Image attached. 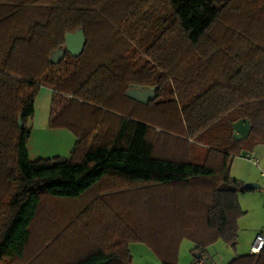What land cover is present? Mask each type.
I'll list each match as a JSON object with an SVG mask.
<instances>
[{"label":"trees","instance_id":"trees-1","mask_svg":"<svg viewBox=\"0 0 264 264\" xmlns=\"http://www.w3.org/2000/svg\"><path fill=\"white\" fill-rule=\"evenodd\" d=\"M81 29L83 53L53 64ZM138 86L155 99H128ZM45 87L71 159L30 158ZM258 145L264 0H0V264H134L135 242L177 264L185 239L192 264L220 242L236 252L248 190L231 159Z\"/></svg>","mask_w":264,"mask_h":264},{"label":"rangeland","instance_id":"rangeland-1","mask_svg":"<svg viewBox=\"0 0 264 264\" xmlns=\"http://www.w3.org/2000/svg\"><path fill=\"white\" fill-rule=\"evenodd\" d=\"M13 2L18 0H11ZM68 97V96H67ZM60 102V101H58ZM33 119V118H32ZM31 132L33 134L32 140L29 142V149H31V160L39 161V159H53L56 157L71 159L72 152L75 147L76 139L73 133L66 131L53 130L49 133L38 132L36 128L32 127L30 122ZM238 157L231 159L230 175L244 184L247 180H252L254 183L260 185L264 184V179L261 177L260 169L253 163L248 161L246 157L248 154L256 156L260 160V167L264 168V145H258L253 151L244 148ZM240 197V204L245 215L240 220V237L236 253L241 255L249 254L256 234L264 228V188L255 189L242 194ZM44 211H55L60 206L59 203L53 202L48 198L42 204ZM195 245L189 240H183L179 246L178 263L177 264H192L194 257ZM209 253L222 254L228 251L227 246L220 242L215 246L209 247ZM131 254L134 264H160V260L155 255L151 247L144 242H135L130 245Z\"/></svg>","mask_w":264,"mask_h":264},{"label":"water","instance_id":"water-1","mask_svg":"<svg viewBox=\"0 0 264 264\" xmlns=\"http://www.w3.org/2000/svg\"><path fill=\"white\" fill-rule=\"evenodd\" d=\"M86 45V36L83 29L79 30L74 34H68L66 37V46L64 49H60L55 52L51 58V62L57 65L64 56L69 53L73 57H79ZM128 99H131L135 102H138L143 105H147L149 102L153 101L156 96L154 89H145L143 87H132L127 94ZM22 127L24 125L22 124ZM251 123L248 120H240L234 124L235 134L234 137L237 140L248 139L251 134ZM262 187L259 184L247 183L245 189L248 191L261 189Z\"/></svg>","mask_w":264,"mask_h":264},{"label":"crops","instance_id":"crops-1","mask_svg":"<svg viewBox=\"0 0 264 264\" xmlns=\"http://www.w3.org/2000/svg\"><path fill=\"white\" fill-rule=\"evenodd\" d=\"M54 95H55V93L52 89H48L45 87L42 89V91L40 92L39 96L36 99L35 115H34L33 119L31 120V124H32L33 128H36L38 130V132L49 133L53 130H58V131L64 130V131H66L65 129L50 128L51 127V125H50L51 124V118H52L51 114L53 112ZM32 137H33V134H31L30 141L32 140ZM29 144H28V147H29ZM30 151H31V149H29V154L31 153ZM31 156L32 155L30 154V158H31ZM247 181H248V183H254L252 180H247ZM254 184H258V183H254ZM260 186L263 188V185H260ZM258 233H260V232H258ZM227 249H228V251L225 253V255L214 254V253H211L210 255L214 256L216 259L222 261L223 263H229V261H232L233 259H235L236 256H238V254L236 252H234L233 250L229 249V247H227ZM250 252H251V250L249 251V254H250Z\"/></svg>","mask_w":264,"mask_h":264},{"label":"built area","instance_id":"built-area-1","mask_svg":"<svg viewBox=\"0 0 264 264\" xmlns=\"http://www.w3.org/2000/svg\"><path fill=\"white\" fill-rule=\"evenodd\" d=\"M248 161L253 163L256 167H258L260 170L261 177L264 179V168L260 167V160L254 154L250 155L248 154L246 157ZM264 188V184H263ZM256 238L254 240V243L251 247V252L250 254L252 255H260L262 251L264 250V228L260 231V233L256 234ZM197 264H225L222 261L216 259V258H211V257H206L202 256L199 257Z\"/></svg>","mask_w":264,"mask_h":264}]
</instances>
